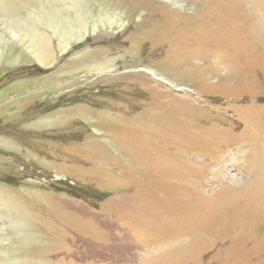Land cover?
<instances>
[{
    "label": "rangeland",
    "instance_id": "obj_1",
    "mask_svg": "<svg viewBox=\"0 0 264 264\" xmlns=\"http://www.w3.org/2000/svg\"><path fill=\"white\" fill-rule=\"evenodd\" d=\"M0 227V264H264V0H0Z\"/></svg>",
    "mask_w": 264,
    "mask_h": 264
},
{
    "label": "crops",
    "instance_id": "obj_2",
    "mask_svg": "<svg viewBox=\"0 0 264 264\" xmlns=\"http://www.w3.org/2000/svg\"><path fill=\"white\" fill-rule=\"evenodd\" d=\"M3 228L0 227V234H7Z\"/></svg>",
    "mask_w": 264,
    "mask_h": 264
},
{
    "label": "bare ground",
    "instance_id": "obj_3",
    "mask_svg": "<svg viewBox=\"0 0 264 264\" xmlns=\"http://www.w3.org/2000/svg\"><path fill=\"white\" fill-rule=\"evenodd\" d=\"M31 37H32V36H31ZM38 38H39V37H38ZM35 44H37V43H35ZM39 51H40V50H39ZM39 51H38V52H39ZM35 53H36V51H35ZM39 53H40V52H39ZM41 55H42V53H41ZM39 56H40V55H39ZM47 59H48V58H47Z\"/></svg>",
    "mask_w": 264,
    "mask_h": 264
}]
</instances>
